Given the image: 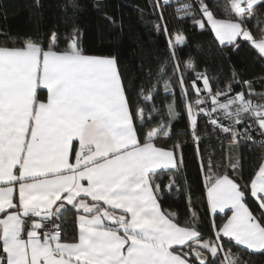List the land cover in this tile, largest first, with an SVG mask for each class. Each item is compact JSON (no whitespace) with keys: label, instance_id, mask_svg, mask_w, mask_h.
I'll list each match as a JSON object with an SVG mask.
<instances>
[{"label":"snow or ice","instance_id":"snow-or-ice-1","mask_svg":"<svg viewBox=\"0 0 264 264\" xmlns=\"http://www.w3.org/2000/svg\"><path fill=\"white\" fill-rule=\"evenodd\" d=\"M171 2L151 0L169 57L155 76L146 74L147 84L136 82L119 52L87 51L77 0L61 6L66 33L55 25L42 31V0L31 3V34L0 28V264H260L252 258L264 257V151L246 180L241 157L201 148L198 117L237 149L264 150V93L235 67L221 87L191 58L181 65L187 42L169 31L163 8ZM215 7V0L180 3L177 19L214 33L221 51L239 55L249 46L264 67V0H230L226 18ZM0 18L7 19L3 0ZM169 65L189 120L198 199L182 172L186 142H174L179 113L174 103L166 112L153 103ZM170 80H163L168 95ZM258 80L264 85V75ZM166 196L184 197L187 220L163 207ZM204 214L211 235L197 226Z\"/></svg>","mask_w":264,"mask_h":264},{"label":"trees","instance_id":"trees-1","mask_svg":"<svg viewBox=\"0 0 264 264\" xmlns=\"http://www.w3.org/2000/svg\"><path fill=\"white\" fill-rule=\"evenodd\" d=\"M3 2L7 7V19L0 18V28L7 29L10 33L18 36L31 34L32 0H3ZM77 2L82 9L78 11V23L85 31L84 42L87 51L91 54L119 52L129 65L131 72L136 75V82L149 83L145 81L146 74L151 71L155 76L159 67L169 57L165 36L163 34L157 35L154 31V24L158 23L159 20L150 7L151 0H77ZM189 2H194V0H172L170 5L163 8L169 31L173 33L180 31L186 37L187 46H182L179 49V63L183 65L191 58L194 61L196 71L207 70L209 77H216L221 87L231 78V70L235 67L238 72L242 71L243 79L252 81V90L264 93V85L260 84L258 80L259 76L264 75V67L254 60L255 52L249 46L245 45L239 55L232 53L227 48L221 51L214 33L207 30L201 31L194 27L190 18L177 19L178 15L184 14L176 11L180 3ZM229 2L230 0H215V3L219 5L213 9L214 12L218 13L217 18H226L224 8ZM42 4V31L47 33L55 25L59 27L61 32L66 33L70 25L66 26L62 22L65 13L61 10V6H66L68 0H42ZM72 11L69 7L68 14L70 15ZM101 12H106L108 16H111L115 24H109L103 20L100 15ZM260 19H264V17H260ZM141 64L144 66L143 72L138 71V66ZM183 74L189 78V83L191 79H195L191 70L185 71ZM169 77H171V95L163 91V80ZM197 86H202V83L197 82ZM185 87H188V84ZM235 91L239 92L241 88L237 86ZM158 92L159 95L153 102L156 108L160 109L161 112H166L167 106L174 103L175 111L179 113V119L173 122V130L177 133L174 142H186L183 144V155L187 167L182 169V172L197 186L195 198L198 199L200 182L195 149L191 143L189 120L185 111L184 98L181 95L176 77L172 75L170 65L165 68L164 76L158 85ZM198 121L203 141L201 148L211 152L214 156H220L221 159L223 158L222 153H227L232 158L241 157L245 179L251 177L264 150L251 145L237 149L226 134L214 130L200 117H198ZM164 182H167V178ZM163 207L175 212L177 218L182 222L188 219L183 196H179L178 199L166 196ZM201 212L207 213V209L202 207ZM222 215L218 214L217 223L222 222V219L219 218ZM197 226L202 228L206 235H211L209 217L206 214L201 215L200 223ZM233 251L239 252L235 248ZM239 255L241 258H246V254L243 252H239ZM252 259L264 264V257H253Z\"/></svg>","mask_w":264,"mask_h":264}]
</instances>
